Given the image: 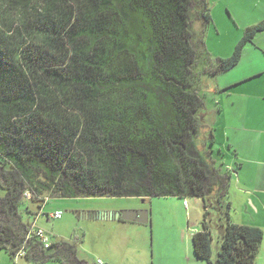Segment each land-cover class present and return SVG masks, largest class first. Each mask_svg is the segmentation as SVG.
I'll list each match as a JSON object with an SVG mask.
<instances>
[{"label": "trees", "instance_id": "1", "mask_svg": "<svg viewBox=\"0 0 264 264\" xmlns=\"http://www.w3.org/2000/svg\"><path fill=\"white\" fill-rule=\"evenodd\" d=\"M212 20L209 0H0V250L99 264L70 241L44 247L35 227L47 202L228 191L200 79L236 66L264 21L196 71L211 59ZM227 215L215 264H254L263 229ZM213 237L207 222L195 232L197 258L210 260Z\"/></svg>", "mask_w": 264, "mask_h": 264}, {"label": "rangeland", "instance_id": "2", "mask_svg": "<svg viewBox=\"0 0 264 264\" xmlns=\"http://www.w3.org/2000/svg\"><path fill=\"white\" fill-rule=\"evenodd\" d=\"M210 2V1H209ZM217 2V3H216ZM211 0L212 22L207 30L206 44L209 59L195 65V70L214 66L218 56H227L235 43L237 31L248 20L264 16V0ZM214 4H217L216 6ZM257 18V17H256ZM240 27V28H239ZM209 61V62H208ZM209 63V64H208ZM200 81L210 94L207 97V121L214 129L215 142L210 145L212 156L222 160L232 172L226 193L202 196L162 195L148 198L138 196H91L81 198H56L47 202L38 217L37 225L43 227L52 240H66L78 247L81 258L89 261L103 259V264H215L221 248L225 227L230 219L243 224H259L258 193L243 177L242 171L259 173V155H249L252 161L242 160L230 143L236 138L237 108L227 106L231 96L223 95L226 83L223 76L206 72ZM220 104L223 106L220 107ZM261 128V127H260ZM221 149V152H218ZM248 156V155H245ZM217 162V164H219ZM238 170V172H235ZM259 176L254 177V182ZM0 186V197L4 195ZM262 208L264 201H260ZM29 205L35 207L33 203ZM60 209L62 217L49 218L47 213ZM125 209L149 210V222H130L120 219H101L100 213ZM207 222L213 233L212 257L197 258L193 235ZM0 264H36L26 256H11L0 250ZM41 264H59L46 261Z\"/></svg>", "mask_w": 264, "mask_h": 264}, {"label": "crops", "instance_id": "3", "mask_svg": "<svg viewBox=\"0 0 264 264\" xmlns=\"http://www.w3.org/2000/svg\"><path fill=\"white\" fill-rule=\"evenodd\" d=\"M209 1L211 7V0ZM214 5L216 6L217 4ZM253 14L255 17L247 18L254 19L245 22L241 30L237 31L235 43L229 48L227 56L218 57H229L243 36L245 29L264 21V16L258 18L256 12ZM218 75L223 76L226 81V84L218 89L220 91L226 90L223 91V95L227 94L231 96L227 106L231 109L237 108V111L240 113L238 121H236L239 122L236 128V138H233L229 144L230 147L233 145L236 154L239 157L241 156L242 160L252 161V157L249 155H259L257 162L259 165H264V30L259 32L254 40L246 45L241 60L236 66ZM221 106L223 104H220ZM235 172H238V170ZM242 175L252 187L256 188L258 193L256 195L258 196L256 203L264 201V169L259 170V173L258 171L257 173H249L243 170ZM256 175L259 178L254 182ZM253 201L251 203L256 207L257 215L264 217V205L262 208H259L258 204L256 205ZM257 226L261 227L264 231V220L259 221ZM254 264H264V238Z\"/></svg>", "mask_w": 264, "mask_h": 264}, {"label": "water", "instance_id": "4", "mask_svg": "<svg viewBox=\"0 0 264 264\" xmlns=\"http://www.w3.org/2000/svg\"><path fill=\"white\" fill-rule=\"evenodd\" d=\"M97 218L101 219H123L132 222H149V210L147 209H125L115 212H106L95 215Z\"/></svg>", "mask_w": 264, "mask_h": 264}, {"label": "built area", "instance_id": "5", "mask_svg": "<svg viewBox=\"0 0 264 264\" xmlns=\"http://www.w3.org/2000/svg\"><path fill=\"white\" fill-rule=\"evenodd\" d=\"M31 196H32L31 192H26V197L27 198H31ZM41 213H43L42 210H41V212L39 214H41ZM63 214H64V212L62 210H60V209H57L55 211L47 213L49 218H55V219H58V218L62 217ZM35 234H36V236H38L40 238V241L42 242L44 247H49L51 245V243H52L51 236L48 234V232L43 227L36 226L35 227ZM28 238H29V236H28ZM26 253H27V248H26V246H23L18 251V253L16 254V257L25 256ZM97 262L99 264H103V260L102 259H97Z\"/></svg>", "mask_w": 264, "mask_h": 264}]
</instances>
